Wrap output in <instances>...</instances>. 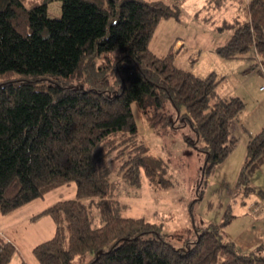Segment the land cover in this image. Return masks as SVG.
I'll return each mask as SVG.
<instances>
[{
	"label": "trees",
	"instance_id": "trees-1",
	"mask_svg": "<svg viewBox=\"0 0 264 264\" xmlns=\"http://www.w3.org/2000/svg\"><path fill=\"white\" fill-rule=\"evenodd\" d=\"M186 1L0 0V215L76 186L75 199L35 218L55 226L33 247L36 264H264V243L243 251L224 240L228 213L180 248L160 225L120 215L125 187L140 186L142 172L151 182L157 176L133 106L156 131L188 127L205 176L235 149L232 125L244 103L220 96L224 77H197L175 65L172 48L161 57L149 49L162 21L181 20ZM52 2L61 3L60 19L47 16ZM193 20L233 31L215 51L220 58L254 49L249 70L264 61V0H207ZM263 162L264 127L247 141L237 187L252 191ZM15 252L0 234V264Z\"/></svg>",
	"mask_w": 264,
	"mask_h": 264
},
{
	"label": "rangeland",
	"instance_id": "rangeland-1",
	"mask_svg": "<svg viewBox=\"0 0 264 264\" xmlns=\"http://www.w3.org/2000/svg\"><path fill=\"white\" fill-rule=\"evenodd\" d=\"M47 16L53 20L60 19L61 3H50ZM161 23L150 41L152 53L165 55L164 48L167 50L169 42L179 38L189 45L193 25L173 19ZM185 60L189 64L180 63L178 68L200 78L214 73H207L208 63H213L203 52L191 53ZM218 68L213 66L214 70ZM199 72L201 75H196ZM225 83L230 85L229 82ZM132 114L138 138L147 148V155L157 176L155 182H151L142 172L140 186L125 187L118 198L122 217L141 218L160 225L167 241L176 248L183 247L186 238L190 242L194 241L200 230L221 225L226 213L232 219L227 227H223L224 240L234 241L242 235L264 236V195L258 197L253 189L245 193L243 188L237 187L244 159L242 163L236 158L226 159L213 173L205 176V157L189 144L196 140L188 127L156 131L148 126L135 106L132 107ZM261 184L258 190L264 193V183ZM75 195L76 186L72 183L48 192L42 199L9 215H0V231L16 247L9 264L37 263L32 249L50 239L55 226L48 216L35 218L57 202L75 199Z\"/></svg>",
	"mask_w": 264,
	"mask_h": 264
},
{
	"label": "crops",
	"instance_id": "crops-1",
	"mask_svg": "<svg viewBox=\"0 0 264 264\" xmlns=\"http://www.w3.org/2000/svg\"><path fill=\"white\" fill-rule=\"evenodd\" d=\"M206 1L207 0H187L182 6V18L179 23L184 21L194 26L193 33L189 36V40L191 41L189 45L185 40L179 38L170 41L166 46L167 50L164 48L163 51H165L166 55L172 48L174 62L177 67H179L180 63L185 64V62H187L189 64V61H186L185 58L191 53L203 52L207 54L213 63L212 65H210V62L208 63L207 73L213 71L214 73H218V75H220L219 77H224L225 79L219 87L220 96L223 99L240 98L243 101L244 110L239 121L232 125L231 137L233 136L235 138V149L228 157V159L236 158L242 163L245 158L247 141L259 133L264 127V61L261 63L260 67L249 70L254 64V49L250 51V56L248 54V56L243 59L224 60L216 54V49L225 45L230 40L233 31L225 30L223 32H217L213 27L201 25L199 22L193 20L194 16L203 9ZM228 14L229 13H227L224 18L231 20V15ZM168 21L169 20H165V22ZM161 24L162 23L159 25ZM185 36L188 37L187 35ZM204 43H206V45H204ZM154 54L161 57V55ZM213 66L219 67V70H214ZM196 75L201 74L199 72ZM225 82H229L230 85ZM234 82L236 83L234 84ZM237 152H239L238 156L236 155ZM261 183H264V163L253 172L250 178L251 187L255 192L254 194L258 197L262 196V194L264 195L261 190H258L260 189L259 187H261L259 186ZM243 233H245V231ZM0 234H2L1 231ZM234 242L241 250L245 251L255 245L264 243V236L251 237L242 235L235 238Z\"/></svg>",
	"mask_w": 264,
	"mask_h": 264
},
{
	"label": "built area",
	"instance_id": "built-area-1",
	"mask_svg": "<svg viewBox=\"0 0 264 264\" xmlns=\"http://www.w3.org/2000/svg\"><path fill=\"white\" fill-rule=\"evenodd\" d=\"M231 139H232V141H234V140H235V138H234L233 136L231 137ZM234 142H236V141H234Z\"/></svg>",
	"mask_w": 264,
	"mask_h": 264
}]
</instances>
